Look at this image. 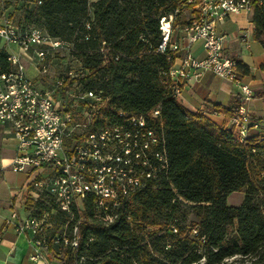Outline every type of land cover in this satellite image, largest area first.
<instances>
[{
    "label": "built area",
    "instance_id": "obj_1",
    "mask_svg": "<svg viewBox=\"0 0 264 264\" xmlns=\"http://www.w3.org/2000/svg\"><path fill=\"white\" fill-rule=\"evenodd\" d=\"M2 1L0 41L4 46L0 51L7 54L11 69L0 68V125L7 126L16 139L19 154L9 164H4L0 154V165L30 174L24 189L25 213L21 216L13 211L5 226L28 236L31 261L65 264L66 251L79 248L85 212L91 211L92 217L110 225L126 198L167 172L169 157L160 108L149 115L109 110L105 92L86 87L89 71L73 57L74 44L30 21L43 0ZM98 1L89 0L91 17L92 5ZM256 1L264 3L187 0L196 16L183 28L181 41H173L174 15L170 14L160 19L162 41L157 48L174 54L163 76L173 84L176 98L189 82H199L208 73L239 88L241 103L229 121L235 138L243 144L259 128L248 108L254 91L244 82L239 61L225 55L227 37L220 25L231 14L252 13ZM86 28L91 29L90 22ZM248 36V32L241 34L245 42ZM198 42L203 44L202 58L192 52ZM108 49L110 45L103 42L99 51L104 64ZM120 57L116 53L115 59ZM29 67L37 78L30 77ZM169 228L178 233V219ZM190 236L195 251L202 255L193 264H206L203 246L207 237L198 226L191 228ZM222 264L264 263L234 256Z\"/></svg>",
    "mask_w": 264,
    "mask_h": 264
},
{
    "label": "trees",
    "instance_id": "obj_2",
    "mask_svg": "<svg viewBox=\"0 0 264 264\" xmlns=\"http://www.w3.org/2000/svg\"><path fill=\"white\" fill-rule=\"evenodd\" d=\"M184 9L192 10L187 0H99L91 17L89 0H43L30 17L51 36L74 44L73 57L89 71L86 87L103 90L109 110L149 115L159 107L167 140V172L126 198L110 225L85 212L79 248L66 251L65 264H193L202 257L190 236L194 226L207 237L206 264L234 256L264 263V137L254 131L240 143L226 124L189 111L163 76L174 54L158 52L160 19L173 14L176 29ZM189 22L183 21L181 32ZM253 23L254 39L264 47V3L254 2ZM182 37L174 34L173 41ZM103 42L111 47L106 64L99 51ZM239 63L243 77L249 68ZM0 68L11 69L4 51ZM240 103L237 96L230 109L207 103V110L230 119ZM235 192L245 193L244 201L229 206ZM190 213L196 220L188 221ZM175 219L178 233L169 228Z\"/></svg>",
    "mask_w": 264,
    "mask_h": 264
},
{
    "label": "crops",
    "instance_id": "obj_3",
    "mask_svg": "<svg viewBox=\"0 0 264 264\" xmlns=\"http://www.w3.org/2000/svg\"><path fill=\"white\" fill-rule=\"evenodd\" d=\"M3 5L4 2L0 0V13ZM254 28L253 12L231 14L220 25L222 34L227 37L225 55L241 61L242 65L249 68L248 74L243 76L244 82L254 91V98L249 102L248 108L252 119L259 124L255 133L264 137V47L254 39ZM244 32L249 35L247 42L241 38ZM2 46L4 43L0 41V47ZM192 52L197 58L204 57L202 42L195 43ZM244 52H248V56ZM27 72L30 77L37 78L32 67ZM184 92H187L188 103H184ZM237 96L240 94L236 91L235 84L208 73L199 82H189L182 89L179 100L189 111L201 112L216 124H226L227 128H231L227 116L224 113L210 112L207 110V103L230 109ZM0 154L4 158V164H9L19 154L16 139L7 132V126L3 125H0ZM29 176V172L15 173L9 167L3 169L0 165V264H45L43 261L33 262L29 259L32 247L27 235L18 234L13 226H5L6 219L13 211H18L21 216L25 213L24 189L29 183ZM243 195L245 197V193ZM244 197L240 204H229L228 199L227 203L229 206H240ZM53 264L59 263L54 260Z\"/></svg>",
    "mask_w": 264,
    "mask_h": 264
},
{
    "label": "rangeland",
    "instance_id": "obj_4",
    "mask_svg": "<svg viewBox=\"0 0 264 264\" xmlns=\"http://www.w3.org/2000/svg\"><path fill=\"white\" fill-rule=\"evenodd\" d=\"M195 16H196V13L193 12V9L192 10L184 9L181 12L180 16H179V21L177 22L176 29H174V34L175 35H177V34H179V35L183 34L181 32V29H180L182 27V25H183V21H185L187 18L188 19H191L192 17H195ZM244 55L245 56H248V52H244ZM235 88H236V91L239 92V88L236 85H235ZM182 97L184 98V103H188L187 92H184L182 94ZM243 197H244V195H243L242 192L233 193L228 198V203L229 204H240L241 201L243 200ZM60 219H64V218H60ZM194 220H196V217L192 213H190L188 215V221L189 222H192ZM59 222H60V220H59ZM233 234H234L233 229H230L229 232H228L227 238L230 239L233 236Z\"/></svg>",
    "mask_w": 264,
    "mask_h": 264
}]
</instances>
